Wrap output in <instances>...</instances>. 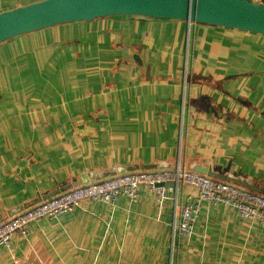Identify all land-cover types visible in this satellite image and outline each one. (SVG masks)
<instances>
[{
  "label": "crops",
  "instance_id": "obj_1",
  "mask_svg": "<svg viewBox=\"0 0 264 264\" xmlns=\"http://www.w3.org/2000/svg\"><path fill=\"white\" fill-rule=\"evenodd\" d=\"M179 140L189 168L264 190V35L114 15L0 43V222L117 168L166 166ZM174 217L141 186L34 222L0 264H264L261 220L203 202L177 236Z\"/></svg>",
  "mask_w": 264,
  "mask_h": 264
},
{
  "label": "built area",
  "instance_id": "obj_2",
  "mask_svg": "<svg viewBox=\"0 0 264 264\" xmlns=\"http://www.w3.org/2000/svg\"><path fill=\"white\" fill-rule=\"evenodd\" d=\"M179 140V152L181 146ZM175 183V196L169 191L171 187L163 184ZM145 187L155 197L158 207L162 208L168 201L173 202V235L190 236L198 216L201 203L221 205L235 210L241 217L259 219L264 222V195L246 189L237 184L209 177L184 165L161 167L150 170H134L112 175L108 178L91 181L65 189L56 195L44 199L0 222V247L12 255V240L25 238L32 230L34 222L43 218H56L83 203L114 204L120 196L130 202L137 199L139 187ZM191 187L194 194L187 193L184 199H178V189ZM14 261L17 258L12 255Z\"/></svg>",
  "mask_w": 264,
  "mask_h": 264
},
{
  "label": "water",
  "instance_id": "obj_3",
  "mask_svg": "<svg viewBox=\"0 0 264 264\" xmlns=\"http://www.w3.org/2000/svg\"><path fill=\"white\" fill-rule=\"evenodd\" d=\"M114 15L184 20L264 35V0H39L0 11V43L11 37L45 27ZM177 164L189 168L185 156L180 154L179 149L176 158L166 166L149 165L131 170L117 168L111 175L134 170L175 167ZM192 170L264 195V190L218 176L208 167L198 166ZM97 179L100 178H92L88 181ZM163 185L175 189L173 181ZM68 188L70 187L66 189ZM57 193H52L38 202Z\"/></svg>",
  "mask_w": 264,
  "mask_h": 264
},
{
  "label": "rangeland",
  "instance_id": "obj_4",
  "mask_svg": "<svg viewBox=\"0 0 264 264\" xmlns=\"http://www.w3.org/2000/svg\"><path fill=\"white\" fill-rule=\"evenodd\" d=\"M82 22V21H81ZM77 23H79V21H77Z\"/></svg>",
  "mask_w": 264,
  "mask_h": 264
}]
</instances>
